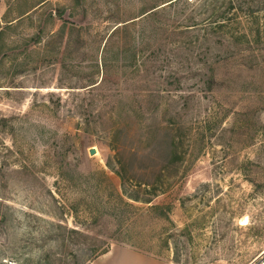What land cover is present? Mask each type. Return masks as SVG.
<instances>
[{"label": "rangeland", "instance_id": "374dc122", "mask_svg": "<svg viewBox=\"0 0 264 264\" xmlns=\"http://www.w3.org/2000/svg\"><path fill=\"white\" fill-rule=\"evenodd\" d=\"M171 3L0 0V264H264V22Z\"/></svg>", "mask_w": 264, "mask_h": 264}, {"label": "trees", "instance_id": "16d2710c", "mask_svg": "<svg viewBox=\"0 0 264 264\" xmlns=\"http://www.w3.org/2000/svg\"><path fill=\"white\" fill-rule=\"evenodd\" d=\"M178 1L180 0H171L172 3L167 6H172ZM220 1H222V3L219 6L218 3H220ZM257 1L259 3H257ZM205 2L207 7L215 9V15L213 16L217 19V21L214 22L217 24L215 30L225 34L231 42H241L251 37L257 39V42L262 40L261 35L263 33L262 22H264V0H205ZM156 9H158V7H154L152 10ZM243 24L248 27L250 24L253 25L249 29L252 30V32H249V30L243 31L242 29L237 30L239 27L243 26ZM256 27L257 30H255ZM233 30H236V32H232ZM177 149L178 146H176V143H173L172 152L175 156L178 155L176 152ZM119 175L123 180V184L126 183V179H128L126 178V175L122 174L120 171ZM147 195H149V193ZM150 195L151 197L146 198H141V196L137 195L135 200L142 199V202L151 203L153 199L152 196L156 194L153 193ZM72 232L75 233L76 230H73Z\"/></svg>", "mask_w": 264, "mask_h": 264}, {"label": "crops", "instance_id": "0c3cea01", "mask_svg": "<svg viewBox=\"0 0 264 264\" xmlns=\"http://www.w3.org/2000/svg\"><path fill=\"white\" fill-rule=\"evenodd\" d=\"M94 264H172L169 259L137 250L130 246H115Z\"/></svg>", "mask_w": 264, "mask_h": 264}, {"label": "water", "instance_id": "95a60500", "mask_svg": "<svg viewBox=\"0 0 264 264\" xmlns=\"http://www.w3.org/2000/svg\"><path fill=\"white\" fill-rule=\"evenodd\" d=\"M90 153H91V155H96L97 150L96 149H92Z\"/></svg>", "mask_w": 264, "mask_h": 264}]
</instances>
